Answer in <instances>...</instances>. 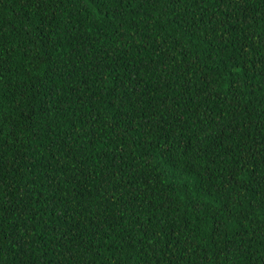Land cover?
<instances>
[{"label":"trees","instance_id":"16d2710c","mask_svg":"<svg viewBox=\"0 0 264 264\" xmlns=\"http://www.w3.org/2000/svg\"><path fill=\"white\" fill-rule=\"evenodd\" d=\"M0 264H264V0H0Z\"/></svg>","mask_w":264,"mask_h":264}]
</instances>
